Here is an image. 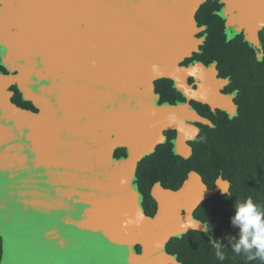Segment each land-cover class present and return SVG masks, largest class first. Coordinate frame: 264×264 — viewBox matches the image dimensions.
I'll use <instances>...</instances> for the list:
<instances>
[{"label":"water","instance_id":"1","mask_svg":"<svg viewBox=\"0 0 264 264\" xmlns=\"http://www.w3.org/2000/svg\"><path fill=\"white\" fill-rule=\"evenodd\" d=\"M205 1L0 0L10 71L0 74L2 264H181L167 250L171 238L190 229L213 238L192 209L219 189L201 194L193 176L178 191L155 189L151 217L134 183L139 136L178 122L157 103L153 81L174 79L197 97L179 63L198 50ZM224 1L232 25L248 24L258 43L264 0ZM13 85L40 112L17 105ZM113 116L119 140L105 132ZM121 144L128 159L113 157Z\"/></svg>","mask_w":264,"mask_h":264},{"label":"flooded vegetation","instance_id":"2","mask_svg":"<svg viewBox=\"0 0 264 264\" xmlns=\"http://www.w3.org/2000/svg\"><path fill=\"white\" fill-rule=\"evenodd\" d=\"M226 5L224 0H206L199 8L196 13V22L200 28L197 37L201 40L198 50L193 51L179 63L182 68L190 71L185 77V84L190 91L197 94V97H192L179 89L174 79L168 77L155 79L153 85L154 92L158 95L157 103L160 106L164 104L171 106L172 111L166 115L178 122L158 129L154 127V131L149 130L142 137L139 136L141 140L137 144L141 151L134 170V182L141 192L142 205L148 216L154 217L159 211V202L154 195L155 189L178 191L192 176L194 188L201 194L207 190L219 189L211 196L201 199L192 209V216L207 223L213 238L208 237L203 231L190 229L183 233L182 237H173L169 240L168 252L172 240L183 241L192 234L211 244L212 241H219L222 230L219 227L221 196L233 188L231 179L227 177L233 173L222 177L219 174H212L204 167L206 162L214 159L209 153L220 151L221 116L227 108L226 105L232 103L235 98L237 62L242 59L248 62L257 60V52L256 48L252 47L254 42L247 33L248 24L234 27L231 17L226 12ZM256 36L258 43L254 45L262 44L263 48L264 24L256 31ZM1 73L3 71H0ZM9 73L10 71L5 74ZM11 90L14 92L13 101L17 105L40 112L32 101L26 100L23 94H20L18 85H14ZM114 118L113 116L107 124L105 132L110 139L119 140L120 137H124V129L118 119ZM134 143L136 145V142ZM113 157L128 159L129 147L123 144L116 146ZM222 183L227 185L228 192L222 193ZM179 214L187 217L186 219L189 218L186 207H183ZM137 249L141 250L139 246ZM173 254H177L181 262L180 253Z\"/></svg>","mask_w":264,"mask_h":264},{"label":"rangeland","instance_id":"3","mask_svg":"<svg viewBox=\"0 0 264 264\" xmlns=\"http://www.w3.org/2000/svg\"><path fill=\"white\" fill-rule=\"evenodd\" d=\"M252 47L256 48L257 60L253 59L248 62L242 59L237 62L235 98L232 103L226 105L227 108L221 116L220 151L210 152L209 156L214 159L206 162L204 167L212 174H219L222 177L233 173L227 176L231 179L233 188L229 193L221 196L219 227L225 229L221 230L218 242L224 247L222 250L225 253V259L218 260L212 244L192 234L183 241L172 240L169 245L170 252L180 253V260L183 264H264V261L260 259L249 260L243 254H235L229 244V238L237 237L238 233V228L231 224L236 201L251 198L261 208H264V163L263 156H261L264 144L259 142L264 137V45L262 48V44L256 46L252 43ZM0 62L2 63L0 71L8 73L9 69L1 56ZM210 63L213 62L210 61ZM23 102L27 103L24 100ZM28 104L31 103L28 102ZM252 105V111L245 112L246 108ZM254 112L258 114L254 115ZM249 157L258 161L254 169L259 168L260 173L249 171ZM222 232H224L223 237ZM2 254L3 238L0 237V264H2Z\"/></svg>","mask_w":264,"mask_h":264},{"label":"clouds","instance_id":"4","mask_svg":"<svg viewBox=\"0 0 264 264\" xmlns=\"http://www.w3.org/2000/svg\"><path fill=\"white\" fill-rule=\"evenodd\" d=\"M235 214L231 218L233 227L238 228L237 237L229 238L232 251L237 255H245L247 259L264 261V208L251 198L236 201ZM234 241V242H233ZM215 256L225 259V253L218 241H212Z\"/></svg>","mask_w":264,"mask_h":264},{"label":"trees","instance_id":"5","mask_svg":"<svg viewBox=\"0 0 264 264\" xmlns=\"http://www.w3.org/2000/svg\"><path fill=\"white\" fill-rule=\"evenodd\" d=\"M251 107H253V105L252 106H250L249 108H246V110H245V112H251L252 111V109H251ZM255 108V107H254ZM253 108V109H254ZM253 111H256V110H253ZM256 114H258V113H256V112H254V115H256ZM263 116V115H262ZM264 122V121H263ZM243 123H245V122H243ZM259 142H260V144H264V137H263V139H260L259 140ZM263 147H264V145H263ZM261 156H263V158H262V161H263V163H264V151H263V153H261ZM257 160H253V158L252 157H249L248 158V163H250V166L248 167V169H249V171L252 173V172H254V173H260L259 171V168L257 169V170H255L254 168L257 166ZM263 165V164H262ZM249 172V173H250ZM246 199V198H245ZM223 229H225V228H223ZM222 229V230H223ZM222 234V237L224 236V232H222L221 233ZM235 238V237H234Z\"/></svg>","mask_w":264,"mask_h":264},{"label":"snow or ice","instance_id":"6","mask_svg":"<svg viewBox=\"0 0 264 264\" xmlns=\"http://www.w3.org/2000/svg\"><path fill=\"white\" fill-rule=\"evenodd\" d=\"M14 264H39V262H14Z\"/></svg>","mask_w":264,"mask_h":264},{"label":"bare ground","instance_id":"7","mask_svg":"<svg viewBox=\"0 0 264 264\" xmlns=\"http://www.w3.org/2000/svg\"><path fill=\"white\" fill-rule=\"evenodd\" d=\"M198 12V11H197ZM196 17V16H195ZM197 27H198V25H197ZM199 28V27H198ZM199 30H200V28H199ZM199 32V31H198ZM196 37H197V34H196ZM198 38V37H197ZM199 39V38H198ZM200 40V39H199ZM201 41V40H200ZM135 183V182H134Z\"/></svg>","mask_w":264,"mask_h":264}]
</instances>
